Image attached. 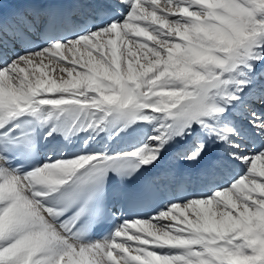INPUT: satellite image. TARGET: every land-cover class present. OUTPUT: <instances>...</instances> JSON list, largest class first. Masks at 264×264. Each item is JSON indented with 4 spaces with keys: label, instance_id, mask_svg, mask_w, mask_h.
<instances>
[{
    "label": "snow or ice",
    "instance_id": "1",
    "mask_svg": "<svg viewBox=\"0 0 264 264\" xmlns=\"http://www.w3.org/2000/svg\"><path fill=\"white\" fill-rule=\"evenodd\" d=\"M113 34L122 38L119 56L115 40L101 43ZM81 45L88 67L75 82L61 76L62 83L38 79L33 87L21 76V65L45 59L71 76L76 61L60 63L56 52ZM22 116L63 117L66 127L54 125L45 138L86 133L85 147L25 168L34 144L18 131ZM138 122L154 124L153 134L131 151L109 155L91 143L107 127L119 125L118 136ZM258 160L264 163V0H0V264H264ZM188 183L202 191L135 221L155 231L117 243L127 234L124 221L90 238L105 218V199L163 197ZM201 205L208 207L195 219L161 223L179 220L174 209ZM128 241L138 242L135 255Z\"/></svg>",
    "mask_w": 264,
    "mask_h": 264
},
{
    "label": "bare ground",
    "instance_id": "2",
    "mask_svg": "<svg viewBox=\"0 0 264 264\" xmlns=\"http://www.w3.org/2000/svg\"><path fill=\"white\" fill-rule=\"evenodd\" d=\"M158 1L159 0H157V3H158ZM4 7L7 10L9 8L16 7V5L5 4ZM129 35L131 36V33ZM131 38L132 39L140 38V39H137L140 42H144L141 39H143V40L146 39L145 37L143 38V37H134V36H132ZM108 39H113L116 41L115 47L118 50L117 55L119 56L120 55V47H123L122 38L116 37L113 34L111 36L104 37L101 40V43H106V41ZM146 42L149 43V46H151V41H146ZM132 47H133L132 45H129V48H132ZM108 48H106V49H108ZM133 50H135V49L133 48ZM79 51H81V50H79ZM74 54H75V52H71V55H74ZM141 62L144 63V61H141ZM34 76L36 78H38L41 82L53 81L52 77L50 76V74L46 70H41L39 68H36V74ZM75 77H77V76H75ZM48 86H50V85L45 83V87H48ZM54 125L58 129H63L64 127H66L65 118H63V117H61L59 119L53 118L52 120L48 121L47 123L42 121L41 129H42V133H43V142H44V144L42 146V152L40 151V156L44 157L42 163L45 162L46 160H48L49 157H51V159H54V155L59 153L60 150L63 151L62 153H64L66 151L64 153V156L61 158H67L69 156H73V155L78 154L80 149L85 147V145L83 144V139H84V137H86V135H87L86 133H80L79 135L72 136L71 140H66L64 135H62L60 131H57V132H54L51 136H48L47 138H45V134ZM141 125L142 124H140L139 122L136 124H132L131 126L126 128L123 132L119 133L118 136H113L112 133L115 131V127H119V125H116L115 127H107L106 130L103 133H101L99 136H97L96 140L92 141L91 143L95 145V150H100L101 148L106 147L109 155H112V154H114V152L120 151V150L131 151L135 147H139L142 143H144V141H142V138L143 137L145 138V136L143 135L145 132L143 133V129H142L143 125L142 126ZM146 139H147V137H146ZM45 149H47V150L45 151ZM84 150L86 151L87 149H84ZM217 151H218V149L216 147V151L214 153H216ZM262 165L263 164L261 163V161L258 160L256 162L257 172H259L260 170H264V166H262ZM148 170H150V169H148ZM237 171H239V170H237ZM261 178H264V177H261ZM188 185H193V184L188 183ZM169 187L172 189L174 186H169ZM195 191L196 190H193L191 192L190 196L193 195V193H195ZM174 200H176V199L174 198L170 202H173ZM182 208H183V206H181L180 209H177V211H176L177 213H175L176 216L179 217L178 221H171V215H170L167 221H161V223L172 222V223L178 224L179 221L184 219L185 215L189 219H195V212L194 211L186 212V210L184 211V209L182 210ZM181 213H183V215ZM135 221L136 220H133L131 222H127V225H128L127 234L122 235L120 237H116V242L119 238H121V240H126L128 236H131L133 234L144 236V235H146L147 231H155V229H149L147 224H143V223L137 224V223H135ZM154 222H155L154 218L149 219V223H154ZM128 242H129V244H132V248H133V251H130L129 255H135L136 254L134 251L135 248L133 246L135 244H138V242L137 241H128ZM148 247L150 248L152 246H148ZM116 251H119V250L117 249V250L113 251L114 256L116 255ZM105 259H106V257H105ZM62 264H67V261L65 260L64 262H62Z\"/></svg>",
    "mask_w": 264,
    "mask_h": 264
},
{
    "label": "rangeland",
    "instance_id": "3",
    "mask_svg": "<svg viewBox=\"0 0 264 264\" xmlns=\"http://www.w3.org/2000/svg\"><path fill=\"white\" fill-rule=\"evenodd\" d=\"M150 0H145V3H149ZM159 5L160 6H163V3H164V0H159L158 1ZM159 15V13H158ZM144 38V37H143ZM136 39H140V38H136ZM177 42H180V38L178 37H175L174 38ZM142 41L146 42V39L143 40L141 39ZM149 44V43H148ZM109 48H111V46H108ZM107 47V48H108ZM105 49V56L107 57V59L110 61L111 60V55H110V49ZM123 47H120V50L122 49ZM81 50V51H79ZM79 50L77 51H74L75 54L74 55H71V53L67 52L65 49H61L59 51L56 52V56H55V59L59 60L60 63H63V64H68L69 66H71V61L75 60L76 61V64H75V71L72 72L71 76L68 75L67 72H64V73H60L59 72V67L58 65L56 64H53L51 62H49L48 60H44V64L43 66H39L37 64H32V65H28V66H25V65H21L20 67L21 68H25V71L21 73V76L22 77H26L28 81H30L33 85V87L36 86V81L38 80V78H36L34 75L36 74V68H39L41 70H46L50 76L52 77L53 81H56V83H62L60 77L62 76L64 80H72L75 82V80L77 79V73L78 72H87V61L89 59V57L87 56L86 52H85V48L83 45L79 46ZM78 52V53H77ZM69 54V55H68ZM49 55H51V53H49ZM64 55V56H63ZM79 55V56H78ZM63 57V59H61V57ZM93 56L96 57L98 56V52L96 51H93ZM50 63V64H49ZM38 66V67H37ZM83 66V67H82ZM36 67V68H35ZM138 67V66H137ZM73 77V78H72ZM44 78V77H43ZM43 83V82H42ZM45 87V84L43 85ZM47 95L49 98H53L55 97L56 93H52V94H45ZM140 123V122H139ZM142 124V129H143V135L145 136V138L143 137L142 138V141H146V137L148 135H151L153 134L152 132V129L154 127V124H146V123H140ZM145 127V128H144ZM146 139V140H145ZM216 145L215 144H212L211 145V152L214 153L216 151ZM55 159H59V158H55ZM55 159H52V160H55ZM262 163V162H261ZM264 166V163H262ZM242 172V170H241ZM237 174H240L239 172ZM235 178V177H233ZM260 179H264V178H260ZM247 184V181L245 182ZM226 186V185H225ZM247 189L245 188V191ZM186 203V202H185ZM208 206L207 205H201L199 208H194L193 206H189L188 209H184L182 208V210L184 209V211L186 210V212H191V211H194V212H197V211H201L202 209H206ZM213 211H215V207L213 206L212 208ZM177 209L175 210H172V214H175L177 213L176 212ZM176 215V214H175ZM183 226V225H182ZM149 239H151V237H149ZM121 241V238H119L117 240V242H120ZM129 243V242H128ZM132 245V244H131ZM137 244H135L133 247L135 248ZM148 247V246H146ZM107 259V257H106Z\"/></svg>",
    "mask_w": 264,
    "mask_h": 264
}]
</instances>
